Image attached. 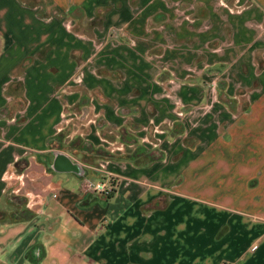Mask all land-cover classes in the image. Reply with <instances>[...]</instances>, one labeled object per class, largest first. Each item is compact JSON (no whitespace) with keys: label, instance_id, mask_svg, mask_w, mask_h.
<instances>
[{"label":"crops","instance_id":"crops-1","mask_svg":"<svg viewBox=\"0 0 264 264\" xmlns=\"http://www.w3.org/2000/svg\"><path fill=\"white\" fill-rule=\"evenodd\" d=\"M0 264H264V0H0Z\"/></svg>","mask_w":264,"mask_h":264},{"label":"rangeland","instance_id":"rangeland-1","mask_svg":"<svg viewBox=\"0 0 264 264\" xmlns=\"http://www.w3.org/2000/svg\"><path fill=\"white\" fill-rule=\"evenodd\" d=\"M121 30H124V28L122 27ZM230 35L231 34H229L228 32H224L223 33V39H222V46L223 47L222 48H226L227 47V45H228V43L230 42V39H231ZM229 46L227 48H229ZM223 50H225V49H223ZM226 50L228 51V49H226ZM257 52H259V54L261 55V50H258ZM206 71H207L206 73H208L207 80L199 82V84L203 87L202 89L204 90V94H203V97H202L201 101L199 102V105L203 106V109L201 108V110L205 111V113L204 114H202V113L198 114L197 112H195L196 113L195 116L198 115L200 118H202V117L204 118L205 116H209L211 121H213V119L216 120V118H218L217 112H215V109L213 107V105L216 104L215 101L220 102V100H222V102L224 103L223 105L227 106V105H229V103L227 102V101H229V98L228 97H224L223 95H221V92H219L218 98L213 95V88L215 87V84L218 83V87L217 86L216 87L219 90V87L222 84V82L221 81L217 82V81L214 80V78H211V77H214L213 71H210L208 69ZM180 82L181 81L175 79V80H168L167 82H163L162 85L160 84V87L162 88L161 89V95L162 96L160 95L159 98L163 97L165 100L168 101L169 105H171V103H172L175 106L174 107L175 108L174 109V113H175V116L178 117V120L176 122H173L174 124H184V120H186V116L189 114V113H185L184 112V109L187 108L188 106L183 105L176 98V96H173L172 93H171V90H175V88H177L179 86ZM164 95L165 96L171 95V96L170 97H164ZM189 109H192V108H189ZM80 119H81L82 122L79 123L77 121L78 122L77 124H83V122H85V116L81 115ZM173 123L161 122L159 124H173ZM160 128L162 130H167L168 132H170L171 129H172V127H171V129H169V127L165 126V125L160 126ZM173 128H174V130L179 131V130H177V129H179V126L176 127V125H175V126H173Z\"/></svg>","mask_w":264,"mask_h":264},{"label":"built area","instance_id":"built-area-1","mask_svg":"<svg viewBox=\"0 0 264 264\" xmlns=\"http://www.w3.org/2000/svg\"><path fill=\"white\" fill-rule=\"evenodd\" d=\"M87 188L91 189L93 192L98 193L103 196H109L114 187V183L111 180V178H106L104 180L98 181V182H87Z\"/></svg>","mask_w":264,"mask_h":264},{"label":"trees","instance_id":"trees-1","mask_svg":"<svg viewBox=\"0 0 264 264\" xmlns=\"http://www.w3.org/2000/svg\"><path fill=\"white\" fill-rule=\"evenodd\" d=\"M174 124V123H173Z\"/></svg>","mask_w":264,"mask_h":264}]
</instances>
